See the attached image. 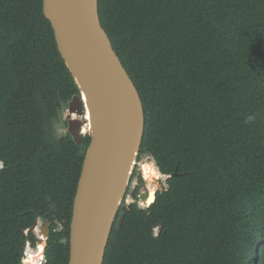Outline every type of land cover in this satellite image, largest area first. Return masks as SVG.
<instances>
[{"label":"trees","instance_id":"obj_1","mask_svg":"<svg viewBox=\"0 0 264 264\" xmlns=\"http://www.w3.org/2000/svg\"><path fill=\"white\" fill-rule=\"evenodd\" d=\"M98 12L143 104L138 158L169 175L148 209L121 204L103 264H264V0H98ZM74 94L42 0H0V264L35 244L23 229L38 215L47 264L68 262L90 137L55 125Z\"/></svg>","mask_w":264,"mask_h":264},{"label":"water","instance_id":"obj_2","mask_svg":"<svg viewBox=\"0 0 264 264\" xmlns=\"http://www.w3.org/2000/svg\"><path fill=\"white\" fill-rule=\"evenodd\" d=\"M42 11L79 91L68 101L66 131L80 144L82 129L92 128L72 202L67 264H103L140 151L143 104L101 25L98 0H42ZM49 225L42 226L47 236Z\"/></svg>","mask_w":264,"mask_h":264},{"label":"clouds","instance_id":"obj_3","mask_svg":"<svg viewBox=\"0 0 264 264\" xmlns=\"http://www.w3.org/2000/svg\"><path fill=\"white\" fill-rule=\"evenodd\" d=\"M79 87V84H77ZM75 118V117H74ZM254 117H249V120H253ZM83 133L90 134L92 131L91 124H86L82 129ZM4 164L0 161V168H3ZM131 168L133 172L137 173L143 180V186L138 188L135 196L129 195L124 201L127 205H135L138 209H148L156 200L157 192L166 190V180L169 175L162 172L157 160L149 153H145L142 158H137L132 161ZM132 187L135 189L137 184L135 181H129ZM120 201L117 200V204ZM46 222V217L36 216L35 223L30 224L23 229L25 237L29 232L36 237L35 250L32 247L31 241L25 242V247L22 255L19 257V264H47V260L44 256V249L47 246L48 236L42 231V226ZM60 225L57 224V230ZM159 226H156L152 230L153 236L158 235Z\"/></svg>","mask_w":264,"mask_h":264},{"label":"flooded vegetation","instance_id":"obj_4","mask_svg":"<svg viewBox=\"0 0 264 264\" xmlns=\"http://www.w3.org/2000/svg\"><path fill=\"white\" fill-rule=\"evenodd\" d=\"M139 178H140L139 175H138L137 173H135L134 177H132L130 181H135L136 184H137V186H138V185L142 186L143 183L140 184V182H139ZM134 179H136V180H134ZM135 189H136V188H135ZM135 189L132 187L131 183H129L128 188H127V192H126L125 197H124V200H123V202H122L125 206H128V205H127L124 201L126 200V198H127L129 195L134 196V191H135ZM122 215H123V213H120V214H119V216H118V220L122 217ZM46 222H48V221H46ZM46 222H45L44 224H46ZM49 222H50V221H49ZM50 226H51V225L48 226V229H50Z\"/></svg>","mask_w":264,"mask_h":264},{"label":"rangeland","instance_id":"obj_5","mask_svg":"<svg viewBox=\"0 0 264 264\" xmlns=\"http://www.w3.org/2000/svg\"><path fill=\"white\" fill-rule=\"evenodd\" d=\"M66 113H67V111L65 110V111L63 112V115H62V120H61L62 122L59 123V124H56V125H55V129H56V133H57V134H61V133H64V132L66 131V127H67V125H65L64 122H63V119H65ZM143 155H144V154H141L140 158H142ZM134 180H136V179H134ZM165 182H166V181H165ZM142 186H143V185H142ZM32 247H33V249L35 250V244L32 245Z\"/></svg>","mask_w":264,"mask_h":264},{"label":"built area","instance_id":"obj_6","mask_svg":"<svg viewBox=\"0 0 264 264\" xmlns=\"http://www.w3.org/2000/svg\"><path fill=\"white\" fill-rule=\"evenodd\" d=\"M24 251V250H23Z\"/></svg>","mask_w":264,"mask_h":264}]
</instances>
